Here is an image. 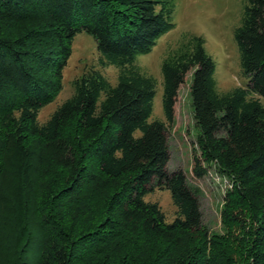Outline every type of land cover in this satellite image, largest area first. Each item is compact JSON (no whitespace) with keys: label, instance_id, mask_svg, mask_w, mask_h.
I'll return each mask as SVG.
<instances>
[{"label":"trees","instance_id":"obj_1","mask_svg":"<svg viewBox=\"0 0 264 264\" xmlns=\"http://www.w3.org/2000/svg\"><path fill=\"white\" fill-rule=\"evenodd\" d=\"M173 12V0H0V181L8 175L12 208L0 213V264H264V0H245L233 32L246 84L219 91L203 38L185 35L161 62L164 118L151 120L157 80L136 58L174 27ZM82 31L96 65L40 122ZM189 72L191 172L207 163L229 178L227 234L204 227L185 173L167 168ZM154 188L169 191L172 221L145 200Z\"/></svg>","mask_w":264,"mask_h":264},{"label":"rangeland","instance_id":"obj_2","mask_svg":"<svg viewBox=\"0 0 264 264\" xmlns=\"http://www.w3.org/2000/svg\"><path fill=\"white\" fill-rule=\"evenodd\" d=\"M173 1L174 27L157 39L151 51L136 58L142 71L157 80L151 120L164 118L161 103V62L169 50L178 47L185 35L203 38V47L215 64L214 76L219 91L224 92L236 86H244L247 82V77L243 75L240 67L239 51L233 35L234 29L241 21L245 0ZM97 56L94 38L85 31L79 32L73 39L71 54L63 69L62 90L53 102L39 111L40 122L45 121L52 111L71 95V81L80 75L85 67L96 65ZM101 70L112 84L116 83L117 70L114 66H107ZM190 81L189 72L178 89L173 122L167 131L169 148L167 168L169 171L181 169L185 173L189 185L197 193L204 227L212 233L227 234L222 213L226 193L230 188L229 178L222 176L207 163H203L207 170L203 176L196 177L191 172L193 156L199 155V147L198 129L194 124L190 105ZM262 101L264 103V99ZM0 193L5 194L0 197V213L3 214L2 217L8 218L12 215L8 175H4L0 181ZM145 200L156 202L167 221L174 219L176 207L167 189L154 188L145 196Z\"/></svg>","mask_w":264,"mask_h":264}]
</instances>
